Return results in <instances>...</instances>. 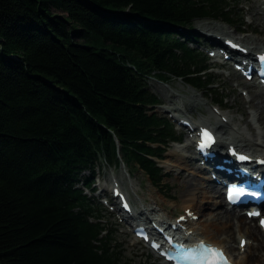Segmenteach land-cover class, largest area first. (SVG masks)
<instances>
[{
	"label": "trees",
	"instance_id": "16d2710c",
	"mask_svg": "<svg viewBox=\"0 0 264 264\" xmlns=\"http://www.w3.org/2000/svg\"><path fill=\"white\" fill-rule=\"evenodd\" d=\"M235 17L226 0H0V264H126L85 190L121 162L162 188L181 135L149 79L208 88L175 27Z\"/></svg>",
	"mask_w": 264,
	"mask_h": 264
},
{
	"label": "bare ground",
	"instance_id": "6f19581e",
	"mask_svg": "<svg viewBox=\"0 0 264 264\" xmlns=\"http://www.w3.org/2000/svg\"><path fill=\"white\" fill-rule=\"evenodd\" d=\"M259 4L263 5L262 2ZM248 11L252 21L246 28L261 31L262 29H259L254 22L260 20L264 24V6H258L252 10L248 9ZM236 30L240 33L244 32L239 27H236ZM197 31L209 40L218 52L230 55L235 60L234 63H239L241 57L236 45L242 46L253 55L264 49L260 38H251L247 34L240 38L234 37L229 29L218 23L200 22ZM251 83L253 87L251 92L246 88L240 90L242 96L239 101L246 107L245 112H241L242 117L240 118H236L234 115L240 109L235 107L236 98L231 102L219 103L217 101L219 96L208 98L207 91L191 92L189 103L175 93L166 97L165 102L171 105L162 107L163 113L173 111L174 114H177L178 118H175L173 114L170 117L176 123H179L183 118L188 121L195 120L189 123V127L181 125L178 128L179 136L186 133L184 134L185 137L180 145L171 148L168 157L163 158L170 161L171 167H167V172L173 176L176 184L175 190L178 191L180 199L183 201L180 205L182 212L179 215H175L169 210L166 214L160 213L162 210L164 212L165 203L159 191L154 192L157 196L152 193L149 199L143 197L138 202L133 201L135 206L132 213L133 219L138 221L149 219L150 213L153 211L156 217L161 216L163 219L169 220L170 223L182 227L188 234L190 233L192 236H197L225 249L233 264H264V228L255 221V218L242 216L236 209L229 210L225 207L224 198L220 199L221 188L223 183L233 175L214 169L213 164L216 159H207L204 162L205 167L210 170L209 175L199 171L194 159L199 160L200 154L193 150L192 142H189L188 139L190 138L189 132L196 129L193 127L194 124L200 122L203 126H211L215 130L219 145L222 141L225 142L224 139L229 136L226 143L235 144L246 150L248 154L252 156L256 154L254 157L264 159V90L259 89L253 82ZM242 90H246V92ZM211 102L218 103V109H222V111L216 112L213 107H210ZM200 104L207 105L205 109H202L208 114L207 118L201 116L196 119L193 110ZM224 108H227L229 112H225L226 109ZM222 116L226 117L225 121ZM242 124L245 125L243 128L241 127ZM243 129H247L249 132L245 133ZM183 149L190 152V156L182 154L180 150ZM231 164L238 166L233 159ZM212 175L215 177L212 178ZM130 187L135 188L133 183ZM152 203L155 206L149 207ZM221 206L222 209H220ZM155 216L151 219L154 220ZM181 216L184 217V221L180 220ZM262 216H264V210L260 211L259 218ZM236 239L238 242L243 239L251 240L249 247L243 249V255L238 259H235L237 256V247L234 245Z\"/></svg>",
	"mask_w": 264,
	"mask_h": 264
},
{
	"label": "rangeland",
	"instance_id": "374dc122",
	"mask_svg": "<svg viewBox=\"0 0 264 264\" xmlns=\"http://www.w3.org/2000/svg\"><path fill=\"white\" fill-rule=\"evenodd\" d=\"M227 2L231 3V5H234V12L236 13V17L233 19L234 21L231 24H228L224 22L221 18H201L195 20L191 27H182L181 30L185 34V38L189 44V46L194 49L195 51H199L205 55H207V61L208 68L205 72L204 78H211V81L213 82L208 88H199L196 89L190 85H188L183 79L177 78L173 75H168L165 82L159 81L155 78L149 79V88L150 90L157 95V97L160 100V105H157L154 108V112L158 114L161 117H165L172 125L174 131L179 134V129L177 123L170 118V113H163L162 107H169L171 104L165 102L166 97H168L171 93L178 94L181 98L186 100L188 103L190 102V93H199L201 91H207V97L211 98L219 96L223 98L224 102H231L233 99L235 100V107H239L240 109L235 112V117L240 118L242 117L241 112H245L246 107L240 103L239 98L242 96L241 89L246 88V90L252 91L253 87L251 86V81L246 82L247 80L244 79L242 76H239L237 72H235L232 68V62L228 64L226 67H218V62L214 58H210L208 53L201 49L202 45L209 46L211 45L210 41L207 40L202 34H200L197 31V28L199 27L200 22H212V23H218L223 25L225 28L229 29L232 32V35L234 37H242L244 34H247L251 38H260L262 47H264V24L263 21H256L254 24L260 29V30H249V28H246L249 23L252 21L251 15L249 14L248 9L252 10L254 8H257L258 6L263 7L254 0H226ZM232 7V6H231ZM242 18V19H240ZM236 27H239L244 32L240 33L236 30ZM196 29V30H195ZM195 35L197 42L191 41L192 35ZM100 46L103 47H109L110 44L107 42H99ZM201 50V51H200ZM208 76V77H207ZM238 84V85H237ZM260 89V88H259ZM245 91V90H242ZM202 105V104H200ZM197 105V107L193 110L196 114V119L203 116L204 118L208 117V114L204 112L206 106H200ZM214 106L215 108H218V103L211 102L210 107ZM225 112L228 111L227 108H224ZM229 112V111H228ZM203 113V114H202ZM225 118V117H224ZM174 121V122H173ZM245 125L242 124L241 127L243 128ZM243 131L249 132L247 129H243ZM185 135L182 134V140L184 139ZM177 146L176 143H170L168 145V148H166V151L164 152V157H168L169 152H171V148ZM170 161L167 159H163L159 161V165L161 166L163 172L166 174L163 180V183L161 184L162 188L158 190V188L154 187L147 175L140 169L135 168L131 164H125L124 162L121 163L120 167H114L113 163H103L100 165L98 163V166L95 169L94 177H93V184L92 187L94 188L93 191L85 190L87 197L89 200L97 206V208L100 209L101 214L103 216V221L107 224L108 227H110L111 230L114 231L113 236L115 238V241L117 242L118 246L122 250V260L126 262V264H161L162 261L159 259L156 255L150 253L146 246L143 243L138 242L132 234L128 231L126 224L123 223L120 219V216L118 214L117 210H111L110 205L105 204V197L101 196V191H104L102 188L105 186L107 188L106 193H110V187L109 185L119 184L120 188L126 194H128L131 202L133 201H140L143 197L150 198V194L156 193L159 191V194L161 195L162 199L164 200L165 207L164 212L163 210L160 211V213L166 214L169 210L175 215H179L182 212V208L180 207L181 203L183 202L182 199H180V195L176 189L175 180L172 175L168 174L167 167H171L169 165ZM134 184L135 188H131L130 185ZM156 189V190H155ZM154 193V194H155ZM157 196V194H155ZM222 192L220 193V199H222ZM114 200L116 202V205L119 204V198L114 197ZM99 202V203H97ZM224 206V203H222ZM154 207L155 204L152 203L149 205V207ZM157 209L159 207H156ZM223 207L221 206L220 209ZM264 210V208H263ZM153 212V211H152ZM150 213L151 215L153 213ZM244 216V214H241ZM201 218V217H200ZM256 221V219H255ZM257 222V221H256ZM252 223H254L252 221ZM247 245L242 248V246L239 244L238 240L236 239L234 242L236 249L237 256H235V259H238L240 256L243 255V249L247 246L249 247V243L251 242L250 239H246ZM223 244V243H222Z\"/></svg>",
	"mask_w": 264,
	"mask_h": 264
},
{
	"label": "snow or ice",
	"instance_id": "6c2138e0",
	"mask_svg": "<svg viewBox=\"0 0 264 264\" xmlns=\"http://www.w3.org/2000/svg\"><path fill=\"white\" fill-rule=\"evenodd\" d=\"M261 60H264V57H261ZM212 143V136L208 132L202 133V142H201V147H206L208 144ZM241 159H245L242 157ZM240 189L237 188H232L229 191V199L231 200L233 196L238 193ZM261 226L264 227V219L261 220ZM245 241L241 240V246L243 247ZM197 247L204 248L205 252L210 253L213 257V259L207 260L206 264H219L220 261H223V264H227L226 259L223 257V253L218 250L213 248L212 246H204L203 243L201 245H198Z\"/></svg>",
	"mask_w": 264,
	"mask_h": 264
},
{
	"label": "water",
	"instance_id": "95a60500",
	"mask_svg": "<svg viewBox=\"0 0 264 264\" xmlns=\"http://www.w3.org/2000/svg\"><path fill=\"white\" fill-rule=\"evenodd\" d=\"M175 28H180V27H175Z\"/></svg>",
	"mask_w": 264,
	"mask_h": 264
}]
</instances>
